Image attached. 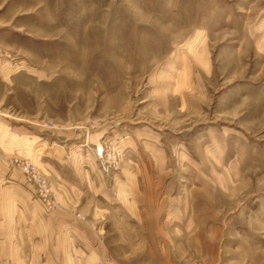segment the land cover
Masks as SVG:
<instances>
[{
	"label": "rangeland",
	"instance_id": "1",
	"mask_svg": "<svg viewBox=\"0 0 264 264\" xmlns=\"http://www.w3.org/2000/svg\"><path fill=\"white\" fill-rule=\"evenodd\" d=\"M6 174L88 264H264V0H0ZM16 228L0 264H41Z\"/></svg>",
	"mask_w": 264,
	"mask_h": 264
},
{
	"label": "crops",
	"instance_id": "2",
	"mask_svg": "<svg viewBox=\"0 0 264 264\" xmlns=\"http://www.w3.org/2000/svg\"><path fill=\"white\" fill-rule=\"evenodd\" d=\"M154 144H147L149 149L152 152L153 159L159 170L163 171L166 169L168 164V157L163 148L157 145L156 142ZM132 154L135 152L133 149H130L129 152ZM130 156V155H129ZM2 179V178H1ZM0 179V228H5V226H10L11 229H17L21 223V229H23L24 233L33 239L34 245H36L37 254L36 260L42 262L41 264H58L60 262H66L72 264V262H81L84 264H88L89 262H95V260H100L98 254L89 255L88 252V241L85 238H78L76 240L75 246L81 247V253H70L66 252V250L60 249L57 245H55V241L57 242L58 237L54 234L52 237V229L53 230H62L66 231L64 239V246L69 248V229H72V226L69 228V224H65L64 222L58 223V225L54 224L52 226V213H45L44 211H39L38 208L32 206V202L27 200L29 198L30 193L23 190L20 184L17 182H13L14 177L12 175H7L4 178V183H2ZM204 182H211L209 178ZM212 183V182H211ZM17 185L16 188L10 187V185ZM5 187V188H2ZM207 188V186H206ZM210 191V190H209ZM213 191V189H212ZM210 191V193H213ZM27 194L29 195L27 197ZM151 213H160L161 210L157 208H153L150 210ZM163 212V211H162ZM18 216L20 217V222L18 220ZM73 234V232L71 231ZM1 237V236H0ZM85 243H84V242ZM62 246V243H59ZM72 245V244H71ZM53 246V247H52ZM73 246V245H72ZM83 250L85 253L83 254ZM61 251V252H60ZM69 251V249H68Z\"/></svg>",
	"mask_w": 264,
	"mask_h": 264
},
{
	"label": "built area",
	"instance_id": "3",
	"mask_svg": "<svg viewBox=\"0 0 264 264\" xmlns=\"http://www.w3.org/2000/svg\"><path fill=\"white\" fill-rule=\"evenodd\" d=\"M123 139L120 141L122 142ZM87 141L88 138L86 139V142L83 140L82 141V147L87 146ZM123 153H124V147L120 142H106L104 145V150H103V162L108 170H114L117 171L120 166L121 159L123 158ZM24 172L30 180H38L39 176L36 173V167L34 163L32 162H26L24 166ZM42 183L45 187V180H42ZM46 204L50 209L55 208V206L52 204L51 200H46Z\"/></svg>",
	"mask_w": 264,
	"mask_h": 264
}]
</instances>
